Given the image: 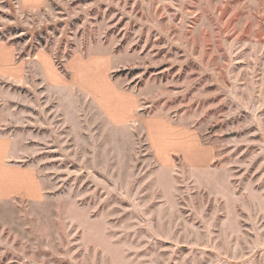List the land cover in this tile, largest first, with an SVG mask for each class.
<instances>
[{
  "label": "rangeland",
  "instance_id": "374dc122",
  "mask_svg": "<svg viewBox=\"0 0 264 264\" xmlns=\"http://www.w3.org/2000/svg\"><path fill=\"white\" fill-rule=\"evenodd\" d=\"M22 3L0 127L42 193L0 197V264H264V0Z\"/></svg>",
  "mask_w": 264,
  "mask_h": 264
},
{
  "label": "crops",
  "instance_id": "0c3cea01",
  "mask_svg": "<svg viewBox=\"0 0 264 264\" xmlns=\"http://www.w3.org/2000/svg\"><path fill=\"white\" fill-rule=\"evenodd\" d=\"M21 1H24V3H22L23 5L22 7L24 9L42 8L47 2V0H20V3ZM40 58L41 56H38V59ZM4 66H8L9 68L13 69L18 74H20L18 75V78L21 77L23 78L25 75V59L23 60L18 59L16 48L12 44L2 41L0 42V67L5 68ZM113 86H114L113 91L117 95L119 96L122 95V97L129 96V94H124V92H121L115 85ZM1 98H2V93L0 91V104H1ZM102 108L113 121L118 122V120L116 119L117 113H121V112L123 113V111L125 113L126 110L130 109L131 107L126 105L125 103L124 106H120V109L116 110L115 108L116 111H112L109 108L105 107L104 105L102 106ZM13 119L14 118L11 117L10 115L8 116L6 112V108L0 105V121L2 120L3 123L6 122L9 124V122L13 121ZM163 120L165 122H169V120L165 117ZM13 125H15V123H10L11 128ZM5 128L8 129L9 126L2 125L0 127V171L9 173V175L7 177L4 176L5 178L8 179L3 180L2 183L3 186L2 189L0 190V197L8 198L16 193L24 192L30 197L37 198L42 193L41 182L37 177L33 167L21 166L20 164L15 163L17 162V160L23 159L22 151H20L18 148H15L14 146L18 142L17 141L18 138H16V136L13 133H10ZM195 137L197 138L195 141L197 143L198 149L202 150V152L200 151V153H204V154L209 153V161L207 164H210V162H212L214 157V150H212L208 145H204L198 139L199 137L197 133H195ZM150 138L156 149L154 139L152 137ZM13 173L26 175L27 178H29L30 181L32 182L33 187L27 189H17V187H15L16 186L15 182L11 180V178H9Z\"/></svg>",
  "mask_w": 264,
  "mask_h": 264
}]
</instances>
